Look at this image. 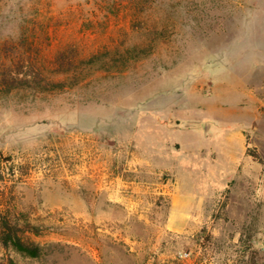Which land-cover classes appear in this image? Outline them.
<instances>
[{
  "label": "rangeland",
  "instance_id": "374dc122",
  "mask_svg": "<svg viewBox=\"0 0 264 264\" xmlns=\"http://www.w3.org/2000/svg\"><path fill=\"white\" fill-rule=\"evenodd\" d=\"M0 213V264H264V0H0Z\"/></svg>",
  "mask_w": 264,
  "mask_h": 264
},
{
  "label": "trees",
  "instance_id": "16d2710c",
  "mask_svg": "<svg viewBox=\"0 0 264 264\" xmlns=\"http://www.w3.org/2000/svg\"><path fill=\"white\" fill-rule=\"evenodd\" d=\"M92 59H90L91 61ZM82 62V61H81ZM76 65V62L67 61L65 62L64 59L58 62V66L60 68L65 66H72ZM257 161L262 164L263 161L259 158L258 155H255ZM17 230L15 224L11 223L8 218L5 216H1L0 213V243L3 246H11L15 251L26 255L31 258H35L39 255L40 248L38 245L34 244L33 242L29 241L28 239L22 240L17 234Z\"/></svg>",
  "mask_w": 264,
  "mask_h": 264
}]
</instances>
